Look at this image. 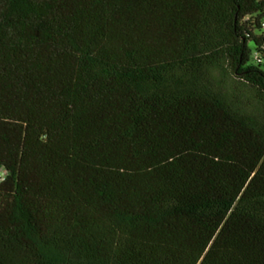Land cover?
Returning <instances> with one entry per match:
<instances>
[{
    "label": "trees",
    "instance_id": "obj_1",
    "mask_svg": "<svg viewBox=\"0 0 264 264\" xmlns=\"http://www.w3.org/2000/svg\"><path fill=\"white\" fill-rule=\"evenodd\" d=\"M264 0H0V264H264Z\"/></svg>",
    "mask_w": 264,
    "mask_h": 264
},
{
    "label": "built area",
    "instance_id": "obj_2",
    "mask_svg": "<svg viewBox=\"0 0 264 264\" xmlns=\"http://www.w3.org/2000/svg\"><path fill=\"white\" fill-rule=\"evenodd\" d=\"M262 27L264 28V22L262 24ZM3 176H4V174L3 173H0V180H3Z\"/></svg>",
    "mask_w": 264,
    "mask_h": 264
}]
</instances>
